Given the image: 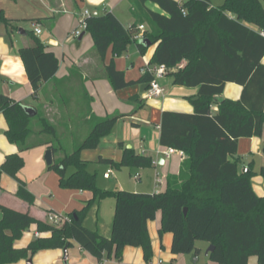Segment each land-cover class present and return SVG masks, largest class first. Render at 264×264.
Returning a JSON list of instances; mask_svg holds the SVG:
<instances>
[{
    "label": "trees",
    "instance_id": "16d2710c",
    "mask_svg": "<svg viewBox=\"0 0 264 264\" xmlns=\"http://www.w3.org/2000/svg\"><path fill=\"white\" fill-rule=\"evenodd\" d=\"M129 1L136 17L129 28L107 11L88 16L86 31L92 35L94 48L102 60L112 48V59L105 71L115 90L135 83L126 80L124 71L114 61L134 42L142 54L157 44L150 65L165 64L171 69L167 75L174 85L199 88L198 94L189 98L194 106L192 113L171 110L162 113L161 145L186 154L180 172L169 174L166 189L160 192L103 189L97 185L96 173L89 171L88 161L81 153L97 148L101 139L112 132L121 114L106 117L91 114L86 121L91 126L89 132L68 149L56 124L41 106L33 107L37 113L32 115L26 110L27 105L0 91V113L9 126L6 135L20 148L19 153L6 156L0 176L7 173L19 181L17 196L30 204L35 202V196L18 174L25 165L22 152L38 145L52 149L54 161L49 169L59 175L62 187L93 194L81 210L69 214L70 222L59 226L0 203V264L31 258L43 249L70 247L73 240L99 261L120 259L128 245L142 247L146 260L150 261L153 250L148 221L154 220L158 211H162L160 233L174 235L173 253H199L197 241H206L214 245L209 254L212 261L248 264L251 256H257L258 263L264 264V197L257 195L252 185L256 171L251 165L240 169L241 160L236 157L240 138L262 136L264 131L262 0H225L218 6L210 0ZM147 2L157 4L161 11L148 8ZM142 22L149 25L143 39L150 46L134 39ZM0 23L6 26V40L13 45L12 34L20 29L17 20L8 18L0 9ZM27 33L30 41L19 49V54L33 96L38 98L44 83L56 76L60 60L54 52L46 51L36 33L29 30ZM152 79L151 73L144 72L137 82L150 83ZM227 82L243 86L240 99L222 96ZM134 100L139 101V96H134ZM66 104L64 100L62 105ZM213 105H217L216 111ZM119 145L123 149L119 163L102 157L100 161L118 168L153 165L151 156L127 148L122 142ZM70 166L74 171L68 175ZM258 173L264 177V166ZM109 196L115 199V211L108 237L87 227L85 218L97 201ZM32 224L51 235L37 236L27 247L16 248L14 242Z\"/></svg>",
    "mask_w": 264,
    "mask_h": 264
},
{
    "label": "crops",
    "instance_id": "0c3cea01",
    "mask_svg": "<svg viewBox=\"0 0 264 264\" xmlns=\"http://www.w3.org/2000/svg\"><path fill=\"white\" fill-rule=\"evenodd\" d=\"M145 5L155 11H161L155 3L147 2ZM0 9L8 18L17 20L19 27L25 30L22 34L14 31L13 45H10L5 37L6 26L0 23V91L27 106H41L43 113L53 122L63 120L64 136L72 139L70 143L73 146L89 132L91 126L86 121L91 114L97 117L121 114L122 117L117 121L112 132L101 139L97 148L83 150L81 157L88 161V167L90 164L106 165L103 166L104 176L109 169H112L113 174L107 179L119 178L116 176L115 165L100 161V158L119 163L123 157V149L119 145L122 142L127 148L151 156L153 165L147 169L143 168L144 180L142 172L138 170L135 173L139 172L141 175L139 183L127 189L126 185L118 180L116 188L112 190L156 192L159 189L155 186V173H161L164 187L159 191H164L167 176L180 172L184 158L179 154L166 157L159 153L165 147L160 143L162 113L166 110L192 113L194 106L189 98L197 95L199 88L174 85L172 77L166 75L159 80L164 88L162 96L148 97L147 90L141 93L143 83L137 81L142 77L145 67L150 64L157 44L151 45L142 54L138 43L134 42L125 53L115 57L114 61L116 67L124 71L126 80L135 83L115 90L105 71L106 65L112 59V48L108 50L105 60H102L94 48V40L89 32L83 30L78 38L70 36L79 27L86 10L99 15L111 11L125 27L129 28L136 21L131 2L129 0H0ZM229 15L232 16V13ZM141 24L144 25V32L149 29L147 22L139 23ZM37 25L40 26L41 33L36 35L45 44L46 51L54 52L59 58L60 68L53 79L44 83L38 98H34V90L19 49L30 41L27 30L35 33ZM262 63L264 64V57ZM242 91V85L227 82L222 96L238 100ZM134 96H139L140 100H134ZM64 100L67 102L66 105H62ZM77 104L81 107H77ZM212 109L216 111L217 105H213ZM76 119L79 122L73 124V120ZM8 127L4 114L0 113V166L7 155L20 152L19 146L10 142L6 135ZM263 143L264 131L262 136L242 137L239 139L236 155L241 160L240 169L243 170L251 165L256 171L252 185L257 195L261 197H264V177L258 172L264 166ZM47 149L48 145H38L22 152L25 165L18 176L35 196L34 203L30 204L17 196L19 188L17 179L7 173H2L0 176V203L22 212H29L32 216L45 221H48L47 215L50 212L69 215L75 210H81L86 201L93 196L91 191L64 188L60 185L59 175L49 169L46 163ZM152 170H155V173ZM133 175L131 174L132 178ZM114 211L115 200L110 201L106 198L99 200L90 208L85 218V225L109 237L112 232ZM161 225L162 211H158L156 218L148 221L153 250L150 261L154 264H221L212 261L210 253L206 254L210 246L206 241H197L199 253H173L174 235L172 232L161 234ZM50 235L49 231L40 232L37 224H32L22 237L14 242V246L25 248L35 237ZM72 242L68 247L69 264H147L148 262L142 247L128 245L124 248L120 259L99 261L94 255L82 249L77 241ZM29 259H32V264H65L64 248L43 249L31 258L7 264H28ZM248 264H259L258 257L251 256Z\"/></svg>",
    "mask_w": 264,
    "mask_h": 264
},
{
    "label": "built area",
    "instance_id": "2783aa9c",
    "mask_svg": "<svg viewBox=\"0 0 264 264\" xmlns=\"http://www.w3.org/2000/svg\"><path fill=\"white\" fill-rule=\"evenodd\" d=\"M92 13L89 10H86L80 20V24L79 27L76 28L72 33H71V37L73 38H78L82 35L83 30H86L87 28V21L86 18L88 16H90ZM140 32H137L134 35V39L135 40H141L144 38V25H140L139 26ZM35 33L36 34H40L41 33V28L40 26H36L35 28ZM262 35H264V31H262ZM185 62H183L182 64H180V67H182L184 65ZM171 69H169L165 64H158V65H150L148 64L145 69L144 72H149L153 75V79L150 82V85L147 89V96L148 97H160L162 96L163 92H164V88L161 86L159 80L163 77H165L168 72ZM160 154L166 156V157H172L175 154H179L182 158L186 157V154L183 150H179L175 147H164L163 149H161L159 151ZM113 174V170L109 169L106 173H105V177L109 178L111 175ZM141 178V175L139 172L135 173L133 175V179L135 181H139ZM164 182V178L159 174L156 173L155 175V186L156 188H159V186L161 184H163ZM156 192H160L159 190H157ZM47 220L48 222L54 224V225H62L66 222H70L71 221V217L70 215H64V214H59V213H54V212H50L47 215ZM147 264H154L151 261H148Z\"/></svg>",
    "mask_w": 264,
    "mask_h": 264
},
{
    "label": "rangeland",
    "instance_id": "374dc122",
    "mask_svg": "<svg viewBox=\"0 0 264 264\" xmlns=\"http://www.w3.org/2000/svg\"><path fill=\"white\" fill-rule=\"evenodd\" d=\"M211 1H212V3L215 6L222 5L225 2V0H211ZM262 3L264 5V0H262ZM78 122H79L78 119L73 120V124L78 123ZM54 123L57 126L58 133L59 132H60L59 134L62 133V135H59V136L62 138V141H63L64 145L68 149H71L73 147V145L70 143L72 141V139L70 137L64 136V132H65V129H64V121L63 120H58L57 122L54 121ZM77 139H80V138H77ZM103 166H106V165H93V164H90L89 167H88L89 171H91L93 173H96V182H97V185L99 187L103 188V189L112 190V189L116 188V183H117L118 180L121 181V183H123V185H126L127 189L129 187L134 186L136 183H139V181H135L132 178L131 174L133 175L138 170H140L142 172V174H143L142 179L144 180V178H145L144 169L143 168H137V167L129 168V167L123 166L120 169V168H118V167L115 166L116 176H118L119 178L113 177L111 179H107L104 176L105 169H103ZM52 171H54V170H52ZM73 171H74V167L73 166H70L69 169H68V175L71 174ZM152 171L155 173V170H152ZM155 175H156V173H155ZM160 175L162 176L161 173H160ZM163 187H164V182H163V184H161L159 186L158 189L160 190ZM0 194H1V189H0ZM106 200L113 201L115 199H114L113 196H109V197L106 198Z\"/></svg>",
    "mask_w": 264,
    "mask_h": 264
},
{
    "label": "water",
    "instance_id": "95a60500",
    "mask_svg": "<svg viewBox=\"0 0 264 264\" xmlns=\"http://www.w3.org/2000/svg\"><path fill=\"white\" fill-rule=\"evenodd\" d=\"M19 32L22 34V33H25V30L23 28H20L19 29ZM141 42H143L144 44H146L147 46H150L151 43L147 42V39H141L140 40ZM150 83L149 82H146V83H143L141 85V93H143L145 90L148 89ZM26 110L32 114V115H35L37 112L36 110L31 107V106H26ZM45 160H46V163L48 166H50L53 161H54V157H53V151L51 148H48L46 150V153H45ZM184 212L186 213L187 212V208H185ZM214 249V245L213 244H210V246L207 248L206 250V254L208 255L210 252H212ZM68 256H69V253H68V247H65L64 248V259H65V264H69L67 259H68ZM28 264H32V259H29L28 260Z\"/></svg>",
    "mask_w": 264,
    "mask_h": 264
}]
</instances>
